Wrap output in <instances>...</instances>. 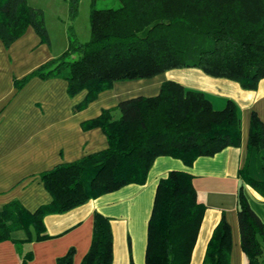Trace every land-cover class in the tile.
Returning <instances> with one entry per match:
<instances>
[{"label":"trees","instance_id":"1","mask_svg":"<svg viewBox=\"0 0 264 264\" xmlns=\"http://www.w3.org/2000/svg\"><path fill=\"white\" fill-rule=\"evenodd\" d=\"M80 0H69L72 18ZM115 7L90 1L91 36L78 40L72 25L69 45L23 78L61 76L68 93L85 90L75 111L85 108L115 81L147 78L177 67H196L206 75L231 79L253 89L264 77V0H119ZM32 25L41 40L50 42L42 7L29 0H0V38L9 46ZM113 110H118L114 116ZM101 127L108 146L40 172L52 198L29 210L18 199L0 206V241L12 239L20 264H35L28 244L49 237L44 216L59 213L130 183L145 181L158 155L185 165L200 155L240 145L237 107L225 99L213 108L204 92L163 79L156 94L124 98L86 118L83 129ZM246 159L254 153L264 172V123L253 110L248 116ZM244 164L238 171L264 200V178L256 179ZM192 176L171 169L159 177L146 219L143 264H188L204 205L198 201ZM243 183L236 189L235 214L239 247L246 264L263 259L264 219L248 204ZM23 231V237L13 232ZM90 247L79 264H112L110 218L94 212ZM200 264H228L230 228L223 215L209 233ZM74 247L56 264H73ZM132 264V262H131Z\"/></svg>","mask_w":264,"mask_h":264},{"label":"crops","instance_id":"2","mask_svg":"<svg viewBox=\"0 0 264 264\" xmlns=\"http://www.w3.org/2000/svg\"><path fill=\"white\" fill-rule=\"evenodd\" d=\"M58 54L50 43L41 40L32 25L9 46L0 38V206L10 199L20 200L29 210L48 203L52 195L40 179L41 171L108 146L100 126L85 130L82 122L126 97L156 94L164 78L204 92L216 109L223 106L225 99H231L238 112L240 145L197 156L188 165L167 154L158 155L143 183L128 182L69 210L49 212L44 216L49 237L28 244L33 262L56 264L57 257L74 247L73 264H79L90 247L94 212L99 211L111 222L112 264H143L144 227L154 186L167 170L181 169L191 174L196 198L204 205L188 264H200L209 233L221 215L230 228L228 264H246L238 243L235 195L243 183L248 204L264 219L262 196L242 182L238 173L245 164L251 177L264 178L254 153L246 159L245 147L250 111L264 123V77L257 80L253 89H244L231 79L206 75L199 68L176 66L147 78L115 81L84 109L75 111L73 106L83 99L85 90L70 95L67 80L61 76L32 75L22 86L15 83V79L23 78ZM113 114L118 116V110H113ZM13 233L15 237L24 234L21 230ZM14 245L12 239L0 241V264H20Z\"/></svg>","mask_w":264,"mask_h":264},{"label":"rangeland","instance_id":"3","mask_svg":"<svg viewBox=\"0 0 264 264\" xmlns=\"http://www.w3.org/2000/svg\"><path fill=\"white\" fill-rule=\"evenodd\" d=\"M91 0H80L77 15L72 18L69 11V0H29L34 6L42 7L44 20L49 33L51 46L60 54L69 45V28L75 37L82 41L91 36L89 10ZM120 4L119 0H96L99 7H115ZM264 249V242H262Z\"/></svg>","mask_w":264,"mask_h":264},{"label":"built area","instance_id":"4","mask_svg":"<svg viewBox=\"0 0 264 264\" xmlns=\"http://www.w3.org/2000/svg\"><path fill=\"white\" fill-rule=\"evenodd\" d=\"M261 264H264V254H263V259H262V262H261Z\"/></svg>","mask_w":264,"mask_h":264}]
</instances>
